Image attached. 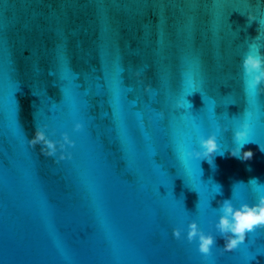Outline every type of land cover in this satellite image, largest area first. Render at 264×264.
I'll return each mask as SVG.
<instances>
[{
  "label": "water",
  "instance_id": "1",
  "mask_svg": "<svg viewBox=\"0 0 264 264\" xmlns=\"http://www.w3.org/2000/svg\"><path fill=\"white\" fill-rule=\"evenodd\" d=\"M253 42L264 0H0V264H264V227L223 254L212 228L218 201L252 206L264 183ZM242 121L245 161L226 149ZM218 125L223 155L188 159ZM34 126L68 135L64 160L29 147ZM166 213L212 231L206 260Z\"/></svg>",
  "mask_w": 264,
  "mask_h": 264
},
{
  "label": "clouds",
  "instance_id": "2",
  "mask_svg": "<svg viewBox=\"0 0 264 264\" xmlns=\"http://www.w3.org/2000/svg\"><path fill=\"white\" fill-rule=\"evenodd\" d=\"M255 40L256 37L253 41ZM261 48H264V45L250 43L248 50L244 52L240 59L244 87L254 90L257 95H264V52L261 51ZM244 115H248V113ZM81 129L82 124L80 122L74 123V131H80ZM250 129L251 125L247 121H242L232 129V146L226 148L229 156L236 157L241 161L251 158V150H245L244 147L249 142H255L249 138ZM224 130L227 131V129ZM221 131L222 128L218 125L215 131L209 132L206 136L203 134L198 135L195 141L198 150L196 147H189L184 155L190 160H204L212 166L214 154L223 155L225 150L221 151L217 142V133ZM27 143L29 147L38 145L39 153L45 157L55 156L59 160H64L66 158L65 145L72 147L74 142L63 132L60 133L59 140L49 139L42 127L34 126L33 134L30 139H27ZM255 143L258 149L264 152V147L257 142ZM58 150L59 154L56 155ZM67 158H70V154ZM253 180L257 182L253 178L248 183ZM236 184H243V182H237L233 187ZM217 186L221 193V187ZM254 192L258 196V202L252 206L241 204L236 208L233 206L232 196L217 202L218 206L214 208L216 216L212 221V228L217 234L216 237L223 240V246L218 248L221 254L230 252L238 244L243 243L246 233L252 232L256 227H264V183L257 182V188ZM172 236L175 239H180L181 230L173 228ZM184 239L188 243L195 241L196 251L202 258L211 254V249L216 240L212 231L205 232L194 220L188 221L186 231H184Z\"/></svg>",
  "mask_w": 264,
  "mask_h": 264
},
{
  "label": "snow or ice",
  "instance_id": "3",
  "mask_svg": "<svg viewBox=\"0 0 264 264\" xmlns=\"http://www.w3.org/2000/svg\"><path fill=\"white\" fill-rule=\"evenodd\" d=\"M261 49H264V48H261ZM250 90H252V89H250ZM254 95H255V98H256V101L258 100V98L259 99H264V95H261L260 97H258V95L254 92ZM217 108V107H216ZM172 199V198H171ZM164 219H165V221L166 222H168V223H170V224H173V227L171 228V236H172V229L173 228H178V229H180L181 230V232H184V231H186V228H187V223L188 222H186L185 223V225L183 226V227H177V226H175V224H174V217H172V216H170L169 214H165V216H164ZM198 224V223H197ZM199 226V225H198ZM172 238H173V236H172ZM175 239V238H174ZM176 240H179V239H176ZM257 252H264V250H262V251H257ZM244 257V262H246L247 260H249L250 258H252V255H251V253H250V251H248V254L247 255H245V256H243ZM202 259H207V257H203Z\"/></svg>",
  "mask_w": 264,
  "mask_h": 264
}]
</instances>
